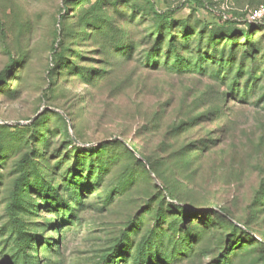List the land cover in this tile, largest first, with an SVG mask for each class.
<instances>
[{"label":"rangeland","instance_id":"obj_1","mask_svg":"<svg viewBox=\"0 0 264 264\" xmlns=\"http://www.w3.org/2000/svg\"><path fill=\"white\" fill-rule=\"evenodd\" d=\"M195 2L0 0V264H264V0Z\"/></svg>","mask_w":264,"mask_h":264},{"label":"trees","instance_id":"obj_2","mask_svg":"<svg viewBox=\"0 0 264 264\" xmlns=\"http://www.w3.org/2000/svg\"><path fill=\"white\" fill-rule=\"evenodd\" d=\"M195 3H196V4L199 3L198 0H196ZM199 4H200V3H199ZM200 5H201V4H200ZM149 10L151 11L152 15H153L154 17H156L157 19H161V20L163 19L164 21H166V20L169 19L168 17L164 16L163 14L160 15V14H158L156 11H154V7H153V5H149ZM177 11H178V8L175 9V10H173L172 13H176ZM225 23H228V22H225ZM243 23H244L243 26H244L245 28L248 29L247 40L250 38V31H252V30L255 29L256 27H257V28H258V27H259V28L264 27V26H262V25H257V24L250 23L248 20H247V21H244ZM158 32H159V31H158ZM226 32L228 33V32H230V30H228V31H226ZM157 41H158V38H157ZM177 63H178L177 65H180V63H181V59H180V58L177 59ZM174 209H175L177 212L183 211V209L180 208V207H178V206H174Z\"/></svg>","mask_w":264,"mask_h":264},{"label":"built area","instance_id":"obj_3","mask_svg":"<svg viewBox=\"0 0 264 264\" xmlns=\"http://www.w3.org/2000/svg\"><path fill=\"white\" fill-rule=\"evenodd\" d=\"M248 21L253 24L264 26V7L260 6L250 11Z\"/></svg>","mask_w":264,"mask_h":264}]
</instances>
